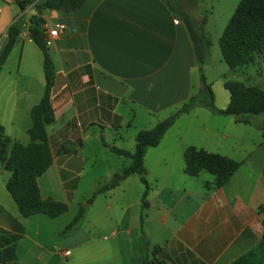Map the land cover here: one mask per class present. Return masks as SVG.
<instances>
[{
  "label": "crops",
  "instance_id": "obj_1",
  "mask_svg": "<svg viewBox=\"0 0 264 264\" xmlns=\"http://www.w3.org/2000/svg\"><path fill=\"white\" fill-rule=\"evenodd\" d=\"M171 1L87 0L76 12L44 11L46 28L63 22L66 30L49 47L56 68L55 118L46 127L53 163L37 180L43 198L69 208L53 218L24 217L6 186L11 172H4L0 161V249L16 244L17 251L15 261L0 264H144L146 257L167 264H232L260 243L264 147L238 153L192 141V115L196 131L203 133L215 132L208 122L220 116L196 112L198 107L182 113L160 143L148 148L145 199L139 173L93 197L133 163L110 146L133 152L139 131L169 117L202 86L201 80L194 82L199 66L190 32ZM34 13L33 4L22 10L16 0H0V53L11 24ZM242 82L264 89L261 76ZM46 83L43 50L26 24L0 71V125L13 141H31V109ZM179 124L184 129L174 138ZM248 125L262 130L264 139V114ZM190 145L242 165L216 187L213 175L184 172L183 154ZM83 181L93 182L88 192ZM82 206L79 221L64 232ZM96 231L107 233L97 238Z\"/></svg>",
  "mask_w": 264,
  "mask_h": 264
},
{
  "label": "trees",
  "instance_id": "obj_2",
  "mask_svg": "<svg viewBox=\"0 0 264 264\" xmlns=\"http://www.w3.org/2000/svg\"><path fill=\"white\" fill-rule=\"evenodd\" d=\"M86 1L16 0L22 10L33 4L35 13L28 19L20 16L11 24L0 53L1 71L26 24L30 37L40 46L44 53V70L47 83L40 102L31 109L32 125L29 128L31 141L28 144L13 141L5 134L4 127L0 125V161L3 167L11 172L6 186L24 217L44 213L53 218L65 213L69 208L66 202L53 198H43L37 180L53 163V153L46 127L55 118L52 89L56 81V68L49 46L46 44L47 28L45 26L44 11L49 9L57 12L72 13L78 11ZM170 5L184 19L190 32L197 64L201 72L202 86L176 112L159 121L153 128L139 131L133 152L110 146L111 150L118 154L131 156L133 163L124 168L122 172L117 173L107 184L100 187L93 197L116 187L128 175L139 173L146 185L145 199L150 189L146 179V152L149 147L157 146L160 143L165 133L182 113H188L197 106H204L217 115H233L236 122L244 124H254V118L264 114V89L256 85H246L242 81H226L225 88L230 93L229 103L226 108H219L215 104L212 86L206 81L203 73L204 65L211 61L212 40L203 30V25L207 22V18L205 17L200 22H196L187 12L179 9L172 1ZM219 43L223 59L232 69L254 63L257 59L264 60V0H240L220 36ZM104 144L106 143L104 142ZM183 159L184 172L186 174L198 176L203 172L210 173L214 177L213 184L216 187L226 184L242 165V162L238 160L195 145H190L185 149ZM93 197L90 198L89 202L92 201ZM145 206L146 203L144 202ZM84 208V206L81 207L79 213L66 226L64 232L70 230L79 221L83 215ZM260 209L264 212V204L261 205ZM262 225L263 234L260 243L236 258L232 264H264V218ZM16 259V244L0 249V263L15 261ZM144 264L167 263L158 258L149 259L146 257L144 258Z\"/></svg>",
  "mask_w": 264,
  "mask_h": 264
},
{
  "label": "rangeland",
  "instance_id": "obj_3",
  "mask_svg": "<svg viewBox=\"0 0 264 264\" xmlns=\"http://www.w3.org/2000/svg\"><path fill=\"white\" fill-rule=\"evenodd\" d=\"M173 2L179 9L184 11L187 10L196 22H200L205 17L207 18V22L203 25V30L212 40L210 50L211 61L204 65L203 73L207 82L212 86L215 95V104L219 108L226 106L228 98L230 97L229 91L225 88L226 80L232 81L233 79H236L247 83H253L256 77L261 76L264 78L263 59H257L254 63L241 66L239 69L233 71L222 56L219 38L240 0H173ZM200 80L201 72L199 70L196 75H194V82L199 84ZM198 91L199 88H197L196 92ZM197 107L199 110L196 112L201 113L205 111L209 112L208 114H210V116H214L212 115L213 112L207 107ZM195 117L196 115H192L191 119L193 120V123L190 124L189 127L187 126L188 131H191L192 133L188 135L192 141H198L199 144H201L202 141V144L206 145L209 149H217L213 145L216 144L218 147H222L223 151L229 152L235 149L239 150L238 153H241L246 148H253L255 151H259L264 147L263 131L254 126L236 122L233 115H220L218 116V120L210 119L208 124L215 131L212 133L196 131L199 126L198 120H196ZM199 118V120H205L202 115H200ZM179 126L177 127L178 129H176V133H173L174 131L172 132L174 138L179 132H182L181 128L183 130L185 125L181 126L179 124ZM222 134H228V138L222 139ZM212 140L213 142L211 144ZM261 142L262 144L260 145ZM218 144H220V146ZM5 171L7 173L9 172L4 169V172ZM203 175L211 177V174L207 172ZM82 184L83 190L88 192L93 182L83 181ZM104 233L107 232L96 231L94 237H102Z\"/></svg>",
  "mask_w": 264,
  "mask_h": 264
},
{
  "label": "built area",
  "instance_id": "obj_4",
  "mask_svg": "<svg viewBox=\"0 0 264 264\" xmlns=\"http://www.w3.org/2000/svg\"><path fill=\"white\" fill-rule=\"evenodd\" d=\"M66 30V24L63 22L56 23L53 27L47 28L46 44L51 46L56 38H58ZM65 255L70 254V250L64 252Z\"/></svg>",
  "mask_w": 264,
  "mask_h": 264
}]
</instances>
